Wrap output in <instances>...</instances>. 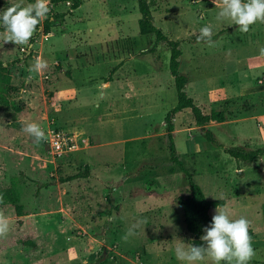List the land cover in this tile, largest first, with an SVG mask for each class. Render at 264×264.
I'll return each instance as SVG.
<instances>
[{"label":"rangeland","instance_id":"obj_1","mask_svg":"<svg viewBox=\"0 0 264 264\" xmlns=\"http://www.w3.org/2000/svg\"><path fill=\"white\" fill-rule=\"evenodd\" d=\"M51 1L48 17L67 16L30 48L4 43L0 35L8 97L21 108L0 105V190L14 189L24 212L18 217L14 207L0 208L10 220L0 237V264H183L178 244L202 246L205 233L195 238L186 231L177 202L189 190L166 137L165 116L176 105L169 47L139 34L137 0H83L71 13L72 2ZM18 2L0 0V13ZM148 2L154 24L181 42L179 72L188 78V97L204 114L226 116L203 125L217 145L191 113L177 114V156L208 200H223L230 219L250 221L256 254L249 264H264V163L236 162L224 151L264 147V23L241 33L231 21L218 22L221 0ZM209 24L217 37L212 47L197 42ZM37 57L47 67L29 79ZM23 122L38 123L47 141L36 144ZM56 133L73 137L75 147L53 156ZM85 166L88 178L61 181ZM140 220L145 223L125 242L122 236Z\"/></svg>","mask_w":264,"mask_h":264},{"label":"clouds","instance_id":"obj_2","mask_svg":"<svg viewBox=\"0 0 264 264\" xmlns=\"http://www.w3.org/2000/svg\"><path fill=\"white\" fill-rule=\"evenodd\" d=\"M216 4V0H213ZM51 11L49 0H35L34 3L23 5L21 2L12 4L0 13V26L4 32L5 42L15 45H23L30 48V41L38 31L41 21L48 17ZM215 19L231 21L230 25H238V31L247 33L253 24L264 23V0H221L219 11ZM215 33L211 24L205 25L199 30L197 42H204L212 47L216 43L213 39ZM264 56V47L259 49ZM47 67V62L37 57L35 62L28 67L29 79L31 74H39ZM22 131L32 137L36 144L47 141L44 129L36 122H23ZM258 163H264V156L259 157ZM4 198L0 195V204ZM211 224L203 228L204 235L200 240L202 246L179 243L175 249L176 257L183 264H249L255 256L250 235V221L245 217L230 219L226 206H218L215 209ZM145 221L140 220L131 225L122 239L127 242L134 236L135 228ZM10 229L9 218L0 211V237L7 235Z\"/></svg>","mask_w":264,"mask_h":264},{"label":"trees","instance_id":"obj_3","mask_svg":"<svg viewBox=\"0 0 264 264\" xmlns=\"http://www.w3.org/2000/svg\"><path fill=\"white\" fill-rule=\"evenodd\" d=\"M82 1L83 0H52L51 3L56 4L60 2H72L69 10V13H71L82 5ZM137 6L140 14V19L138 20L139 34L142 36L153 35L155 37L154 46L159 42H163L169 47L170 50L169 72L174 81L176 91V105L165 116L166 137L169 144L168 148L171 162L177 165L187 177L186 185L188 186L189 194L185 198L178 197L177 199L178 205L182 209L185 228L190 235L194 236L195 238H199L203 232V228L211 224L212 218L210 216V210L217 208L218 206L225 205V202L223 200H208L200 186L192 180L191 176L184 169L183 163L177 156L172 136L174 131L173 120L177 114L182 112L186 111L191 113L194 119V125L196 127L202 128V131L205 132L207 141L217 144V142L214 140L212 132L206 130L203 125L207 119H210L213 122L223 123L226 120V116L222 110H214L211 111L209 115H206L203 113L202 108L196 105L192 98L188 97L185 90L188 84V78L179 72V58L182 54L179 47L181 42L179 40H170L164 35L162 30L154 24L148 0H137ZM66 16L67 14L61 13L46 18L42 24L38 26V31L33 36L30 44L34 43L39 34L48 35L51 32L52 23H63ZM2 30H4L3 27H0V31ZM216 38V36L213 37L214 40ZM152 51L153 48L150 50V52ZM10 79L11 78L7 69V65L0 61V105L12 108L16 112H20L21 108L8 97ZM108 82L109 80H106L105 83ZM224 151L226 154L234 158L236 162L243 161L247 164L259 159L261 156H264V147L255 150H246L243 147H237L235 149H224ZM88 177V167L85 166L84 172H78L62 179L61 181L68 182L71 180L85 179ZM0 195H2L4 198V203L0 204V208L12 206L15 209L16 216L21 217L24 215L23 208L19 204V195L14 189L10 188L9 190H0ZM24 245L35 247V243L31 241L25 242Z\"/></svg>","mask_w":264,"mask_h":264},{"label":"built area","instance_id":"obj_4","mask_svg":"<svg viewBox=\"0 0 264 264\" xmlns=\"http://www.w3.org/2000/svg\"><path fill=\"white\" fill-rule=\"evenodd\" d=\"M73 137H68L63 133L53 134L50 138V152L53 156H60L75 147Z\"/></svg>","mask_w":264,"mask_h":264},{"label":"crops","instance_id":"obj_5","mask_svg":"<svg viewBox=\"0 0 264 264\" xmlns=\"http://www.w3.org/2000/svg\"><path fill=\"white\" fill-rule=\"evenodd\" d=\"M115 78H116V77H115ZM113 82H114V81H113ZM115 82H117V80H115ZM107 86H108V83H107ZM107 86H106V87H107ZM125 88L127 89L126 86H125ZM129 99H130V98H129ZM134 103H135V102H133V104H134ZM108 111H109V110H108V107H107V111L105 112V114L111 115L110 112H108ZM224 206H225V205H224Z\"/></svg>","mask_w":264,"mask_h":264}]
</instances>
